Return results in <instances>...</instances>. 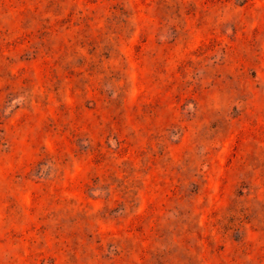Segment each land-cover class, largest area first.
Instances as JSON below:
<instances>
[{
	"label": "rangeland",
	"instance_id": "rangeland-1",
	"mask_svg": "<svg viewBox=\"0 0 264 264\" xmlns=\"http://www.w3.org/2000/svg\"><path fill=\"white\" fill-rule=\"evenodd\" d=\"M0 264H264V0H0Z\"/></svg>",
	"mask_w": 264,
	"mask_h": 264
}]
</instances>
